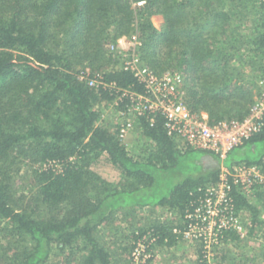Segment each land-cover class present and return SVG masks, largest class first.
<instances>
[{"label":"trees","instance_id":"16d2710c","mask_svg":"<svg viewBox=\"0 0 264 264\" xmlns=\"http://www.w3.org/2000/svg\"><path fill=\"white\" fill-rule=\"evenodd\" d=\"M134 1L0 0V264H49L73 248L82 254L80 264H115L95 235L114 213L164 209L182 228L184 212L203 195L198 188L218 181L220 166L204 167L200 160L207 153L218 157L181 151L159 114L153 122L151 114L135 119L151 147L134 156L118 125L110 130L99 124L96 105L114 101L120 88L143 92L144 86L128 70L94 69L111 62L108 43L136 35L141 60L155 73L181 70L192 112L206 111L211 123L243 119L255 102L244 58L251 72L264 74V1L143 0L133 6ZM152 15L162 16L160 28ZM78 65L116 87L87 85L76 75ZM262 123L228 152L225 166L245 162L264 170V116ZM244 148L251 156L227 162L231 152ZM101 156L127 179L125 185L115 186L92 169ZM184 161L194 169L182 173ZM175 170L180 178L166 184L164 176ZM21 181L28 183L25 190ZM235 203L252 212L253 223H264L243 196L236 195ZM171 223L157 221L132 232L133 241L152 230L156 243L171 246L181 237ZM253 228L250 234L256 235Z\"/></svg>","mask_w":264,"mask_h":264},{"label":"built area","instance_id":"2783aa9c","mask_svg":"<svg viewBox=\"0 0 264 264\" xmlns=\"http://www.w3.org/2000/svg\"><path fill=\"white\" fill-rule=\"evenodd\" d=\"M130 47L140 45L136 35L127 42ZM111 50L115 45L110 46ZM120 69L130 71L143 84L144 91L120 88V94L112 101L119 117L118 136L122 141L132 129L138 116L151 114L150 122L156 115L164 118V128L181 150H199L215 154L220 162L219 179L216 183L198 188L202 196L197 198L192 209H187L181 222L174 225L173 232L189 241H197L201 247V258L207 263L212 257V248L237 236L243 241L250 236L254 226L252 212L239 208L235 196H243L248 203L259 210V218L264 220V170L256 164L240 162L227 167L223 164L228 152L242 145L247 139L262 129L264 116V94L249 108L243 119H224L209 122L202 113L192 112L183 100V76L174 71L155 73L135 53L123 57ZM91 87L115 88L113 82L107 83L101 75L89 77L83 71L77 75ZM264 88V79L260 82ZM127 100L126 105L124 101ZM123 105V106H122ZM168 214L173 212L167 211ZM139 234V233H138ZM258 236V235H256ZM256 238V237H255ZM157 236L152 230L136 238L130 252L134 264H148L154 256L153 246ZM214 256V255H213Z\"/></svg>","mask_w":264,"mask_h":264},{"label":"rangeland","instance_id":"374dc122","mask_svg":"<svg viewBox=\"0 0 264 264\" xmlns=\"http://www.w3.org/2000/svg\"><path fill=\"white\" fill-rule=\"evenodd\" d=\"M263 1L264 0H258L257 2L259 4ZM143 2V0L134 1L132 2V5L138 6ZM151 20L155 27L160 28L163 21L161 15H152ZM131 36L132 35H123L116 38V40L112 41L111 43H108L107 46L115 45V48L110 50L112 60L103 68L94 69V71L100 73L104 72L105 70L120 68L123 57L133 49L135 50V53L141 58V48H139V46L136 48L130 47V45L127 43ZM245 60H247L249 63V59L247 57L244 58V61ZM234 62L237 63L235 60ZM243 63L241 65L244 67L243 72L246 74L245 81L250 87H252L256 101L262 94H264V88L261 87L259 83L264 79V74H262V69L256 73L251 72L250 67L248 65H243ZM77 69H79L81 72H89V68H84L83 65L76 66V70ZM80 71L76 72V75H78ZM174 72H178L182 75V72L179 69L174 70ZM184 86L186 85L184 84L183 80V100L186 101V88ZM112 103L113 102L101 101L96 105V108H98L101 113L99 124L107 127L110 130H115L119 117L116 114L115 107ZM201 113L206 119L209 120V115L206 111H202ZM123 142L126 143L129 151L134 156L138 157L144 156L151 147L150 141L142 135L141 131L135 125H133L132 129L129 131V134L127 137H125ZM245 156H251L247 148L235 149L229 155L227 162L230 163L233 159H240ZM103 161V157L101 156L98 161L92 165V169L115 186L122 187L125 185L127 183V179L119 178L111 171L110 168L105 166ZM180 166H182L184 169L182 173L187 170L194 169V164L192 161L181 162ZM178 173L181 172H177L175 170L172 172V174L164 176L163 179L166 184L180 178L181 174L179 175ZM26 184H28L26 181H21L20 184L18 183V186L21 188V190H25L24 188H26ZM173 216V214H168L164 209H152L149 206L144 208H126L114 213L106 223L101 225L95 231V235L101 245L110 252L111 259L115 264H134L130 258V247L134 242L133 235L146 230L149 228V226H152L153 223L157 221H166L167 223L172 221L171 225L179 224V219L175 216L173 218ZM252 231H255L254 234L258 236L250 234V236H248L246 239H243V241L229 240L218 248H212V254L214 256L212 255L210 262L208 263L201 258V247L197 241H189L180 237V239L171 246L167 244L160 245L156 243V241L155 245L153 246L155 256L151 261L148 262V264H264V223H255ZM81 255L82 254L79 252V250H77V248H73L72 250H68L65 254H56L52 256L49 264H80L79 262Z\"/></svg>","mask_w":264,"mask_h":264},{"label":"water","instance_id":"95a60500","mask_svg":"<svg viewBox=\"0 0 264 264\" xmlns=\"http://www.w3.org/2000/svg\"><path fill=\"white\" fill-rule=\"evenodd\" d=\"M200 160L203 162L204 167H219L220 166L219 160L208 153L203 154Z\"/></svg>","mask_w":264,"mask_h":264},{"label":"crops","instance_id":"0c3cea01","mask_svg":"<svg viewBox=\"0 0 264 264\" xmlns=\"http://www.w3.org/2000/svg\"><path fill=\"white\" fill-rule=\"evenodd\" d=\"M129 209V208H128ZM132 209V208H131ZM121 211V210H120Z\"/></svg>","mask_w":264,"mask_h":264}]
</instances>
